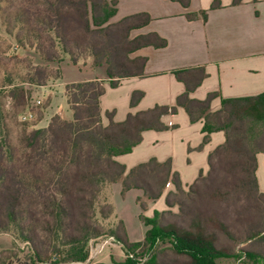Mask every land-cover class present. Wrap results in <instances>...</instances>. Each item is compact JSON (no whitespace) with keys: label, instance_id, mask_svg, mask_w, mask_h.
I'll return each mask as SVG.
<instances>
[{"label":"trees","instance_id":"16d2710c","mask_svg":"<svg viewBox=\"0 0 264 264\" xmlns=\"http://www.w3.org/2000/svg\"><path fill=\"white\" fill-rule=\"evenodd\" d=\"M170 1L184 8L190 4ZM117 5L116 0H23L22 47L33 48L46 63L69 58L78 64L91 58L94 67L104 66L111 87L125 78L142 77L147 59L133 54L145 47L164 48L167 41L156 32L132 37L133 30L152 18L140 12L113 22ZM219 6L214 0L211 8ZM186 17L193 20L196 15ZM25 71L22 82L34 86L61 77L59 67L31 62ZM173 74L185 86L174 105L128 113L121 122L108 112L104 125V83H72L64 88L70 118L53 115L45 127L22 136L20 149L0 140V233L19 227L35 264L48 262L50 255L64 264L85 263L90 241L100 237L122 248L126 258L119 264H264V193L256 176L257 154L264 152V94L223 100L212 112L216 92L204 100L191 97L207 76L204 67ZM143 95L133 92L131 106ZM179 108L192 123L203 120L204 140L215 131L225 133V142L208 156V172H201L187 191L170 161L153 158L126 173L116 157L130 153L144 131L169 129L162 118ZM117 182L122 193L138 189L150 201L171 182L175 191L167 194L166 205L178 207L176 219L163 223L157 215L142 216L148 229L139 242L129 240L122 220L104 229L98 216L107 220L114 209L101 202L102 192Z\"/></svg>","mask_w":264,"mask_h":264},{"label":"crops","instance_id":"0c3cea01","mask_svg":"<svg viewBox=\"0 0 264 264\" xmlns=\"http://www.w3.org/2000/svg\"><path fill=\"white\" fill-rule=\"evenodd\" d=\"M116 1L117 13L112 18L113 22L131 14L146 12L152 21L145 27L133 30L131 36L156 32L167 41V46L145 47L135 52L134 56L147 59L144 75L122 79L116 87L110 86L106 74L99 75L101 67H94L91 58L78 64L66 58L58 64L60 78L63 76L61 64L64 62L71 63L79 71V75L55 84L63 90L66 85L77 82L100 80L104 83L105 93L100 98L104 125L109 122L106 116L108 112H113L115 122H121L128 113H137L155 105H174L176 98L185 91L184 84L173 74L178 69L204 67L207 76L191 93V97L204 100L208 94L216 92L217 97L211 102L212 112L221 108L223 100L264 94V0H243L237 5L233 4V0H218L220 6L214 9L211 8L214 0H190L187 8L170 0ZM202 13L206 14V19H203ZM188 14L196 15L195 19L189 20L186 17ZM82 68L85 73H81ZM38 88L44 89L47 85ZM135 91H141L144 95L135 106H131V96ZM162 121L169 129L144 131L142 141L130 153L120 155L116 160L125 165L126 173L153 158L159 162L170 161L172 171L178 173L183 189H187L201 172H208V156L225 142V133L215 131L204 140L203 120L192 123L182 108L174 115L164 116ZM256 176L259 190L264 193V152L257 154ZM166 186V192L156 199L152 209L168 207L166 196L174 192L175 187L171 182ZM131 190H137L134 202L138 205L137 199L143 197V193L138 189ZM118 191H122L121 184ZM123 223L128 235L126 223ZM98 245L102 247L96 256L92 252L89 255L88 260L94 258L91 264L103 262L106 256L114 252L112 248L118 249L120 258L116 260L121 261L125 257L122 248L111 238L101 240Z\"/></svg>","mask_w":264,"mask_h":264},{"label":"rangeland","instance_id":"374dc122","mask_svg":"<svg viewBox=\"0 0 264 264\" xmlns=\"http://www.w3.org/2000/svg\"><path fill=\"white\" fill-rule=\"evenodd\" d=\"M22 3L23 0H0V140H7L18 149L21 148V139L25 133L32 129L45 127L53 115L60 114L63 118L71 117L64 90L55 84L79 75L77 67L64 62L61 64L62 78L50 80L46 84L47 88L42 89L38 88L40 86L22 82V76L26 72L25 67L29 62L33 65L47 66L53 70L58 68L56 62L52 64L44 62L33 48L22 47ZM81 73H85L83 68ZM98 73L105 75L104 66ZM36 100H41V104L37 107L34 106ZM29 110L36 114V118L32 121H24L22 117ZM120 184L121 182L111 184L102 192L101 202L106 200L111 203L114 209L113 215L107 220H102L98 216L104 229H109L122 219L126 223L129 240L139 242L144 240L145 232L148 229L141 221L142 216L153 218L157 215L163 223L176 219L177 206L165 207L161 210L152 209V204H155L156 200L150 201L144 197L137 199L140 206L139 210V206L134 202L137 190H131L127 194L122 193V191L119 193ZM167 188L166 186L164 192ZM184 190L187 191L188 188ZM148 210H150L149 216L147 215ZM107 239L109 237H100L90 241L89 255L92 252L91 254L96 256L102 247L98 243ZM112 250L114 252L106 256L103 262L96 264H119L123 262L126 255L123 260L118 261L116 260L120 258L117 253L118 249L112 248ZM92 261L94 258L87 259L85 263L72 264H91ZM227 263L229 264V262ZM0 264H35L31 245L22 239V231L19 227L13 226L8 231L0 233ZM36 264L64 263L59 261L57 255H50L48 262Z\"/></svg>","mask_w":264,"mask_h":264},{"label":"built area","instance_id":"2783aa9c","mask_svg":"<svg viewBox=\"0 0 264 264\" xmlns=\"http://www.w3.org/2000/svg\"><path fill=\"white\" fill-rule=\"evenodd\" d=\"M41 104V100H36L35 102H34V106H39ZM36 118V114L33 112V111H28L27 113H25L24 115H23V117H22V119L24 120V121H32V120H34Z\"/></svg>","mask_w":264,"mask_h":264}]
</instances>
